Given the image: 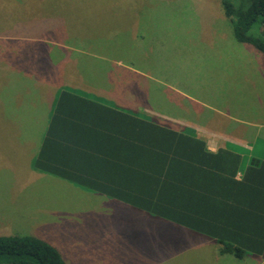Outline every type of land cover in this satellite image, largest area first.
Listing matches in <instances>:
<instances>
[{"label":"rangeland","instance_id":"obj_1","mask_svg":"<svg viewBox=\"0 0 264 264\" xmlns=\"http://www.w3.org/2000/svg\"><path fill=\"white\" fill-rule=\"evenodd\" d=\"M133 1L137 2L0 0V43L4 42L1 39L5 36L4 32L13 30V27L26 35L32 33L41 36L39 39L42 41L50 39L52 42L55 39L64 48L69 46L75 49L70 50L72 65L67 62L65 68L71 67L80 73L83 80L87 77L91 85L99 78V73L101 77L103 71L104 81L106 79L109 92L114 93L113 97H134L141 103L131 113L159 124L165 122L168 126L171 123H167L163 116L149 113L151 106L163 112L186 116L197 126L211 128L210 119L214 113L211 111L210 97L216 95L210 94L211 85L214 84L210 80L214 79L215 73L219 83H222V97H230L232 109H240L238 107L242 102L238 100L242 97H264V56L254 58L256 53L261 52L250 44L235 40L219 0H143L134 4L140 6L137 11L127 7ZM173 16L186 20L191 16L192 22L179 24L173 21ZM222 20L225 22L221 23ZM193 21L201 25L200 32L195 34L192 31L189 36L184 33L185 30L180 33L183 25H191ZM176 24L178 26L174 27ZM222 24L228 32L216 33L214 26L222 28ZM176 30L179 33H175ZM34 39L38 40L36 37ZM178 39L181 41L182 47H178L181 54L177 53ZM7 42L15 46L23 43L24 47L37 44L28 39L16 42L10 39ZM151 51L152 54L149 53ZM149 62L169 64L171 68L149 72ZM174 62L182 63V66L172 67ZM178 72L184 73L182 82L189 84L186 87L194 86L202 93L197 97H179L181 103L178 108L172 106L166 109L171 77ZM162 78L167 82L165 88L157 83ZM81 93L95 94L94 91ZM206 94L209 97H205ZM21 100L22 97H0V150L3 151L0 158V235L31 234L49 238L51 241H47L57 248L65 264H132L133 256L139 252V228L148 232V225H141L139 218L136 227L133 214L127 210L125 203L87 192L57 177H40L38 174L35 175L37 178L32 177L26 173L25 165L23 169V163L13 167L12 162L21 159L18 155L26 161L35 147L33 133L28 137L16 134L22 118L8 117L10 110H16ZM33 100L32 97H25L20 102V111H26L27 115H38L41 107H33ZM5 120L7 123H2ZM214 120L218 121L216 118ZM231 123L233 125L234 122ZM183 128H188L184 133H193L194 136L205 133L192 127ZM229 131L233 139L246 138L242 128L231 126ZM2 133H9L8 137L2 138ZM6 143L8 146L5 147ZM259 143L264 147L261 141ZM246 145L232 141L229 148L237 152V146L244 150ZM18 166L21 170L19 175L16 174L18 179L5 173L8 172L7 168ZM29 168L27 165V170ZM156 227V224L149 223V243L141 242L147 254H157L158 245H163L165 254L178 252L175 256L182 257L189 252L196 255L194 261L180 264H215L217 253L204 246L203 240L187 238L182 244L177 235L184 230L182 226H165L161 230ZM133 240L135 243L131 246ZM226 255L231 259L217 260V264L253 263L251 259ZM207 256L211 258L207 260ZM261 262L254 264H264V261Z\"/></svg>","mask_w":264,"mask_h":264},{"label":"trees","instance_id":"obj_2","mask_svg":"<svg viewBox=\"0 0 264 264\" xmlns=\"http://www.w3.org/2000/svg\"><path fill=\"white\" fill-rule=\"evenodd\" d=\"M219 2L235 40L264 53V0ZM30 165L210 238L219 254H264V160L61 89ZM0 264L65 263L38 236L6 234Z\"/></svg>","mask_w":264,"mask_h":264},{"label":"crops","instance_id":"obj_3","mask_svg":"<svg viewBox=\"0 0 264 264\" xmlns=\"http://www.w3.org/2000/svg\"><path fill=\"white\" fill-rule=\"evenodd\" d=\"M188 18L189 19L186 20L185 18L181 19V17L173 16V21L179 24L186 21L192 22V17L189 16ZM222 22L225 21L222 20L221 23ZM177 26L178 25L176 24L174 27ZM14 28L15 27H13V30H6L4 32L5 36L1 38L4 42L0 43V97H22L21 101H23L25 97H32L34 100L31 102V104H34L33 107H38V105L41 107L39 110V114L41 115H35L34 113L31 115H27L25 113L26 111H20L21 101L18 102V107L16 110H10L8 117L18 119L22 118V121H19L18 124V127L20 129H17L16 134H20L22 136L26 135V137H28V135H32L33 133V142L35 144V147H33L31 154L27 157L28 159L26 161L24 159L22 160L23 156L18 155V158H21L20 161H16L15 163L12 162V164L14 167L17 164L23 163V169L25 165L26 173L28 172V174H30L32 177H35V175L38 174L40 177L48 176L52 178V175L33 170L32 167L30 169L29 166H31L30 164L32 157L35 155L39 147L41 136L46 125L49 111L51 109V104L54 100V97L61 89L72 91L74 94L80 97L89 98L109 106L123 109L128 112H131V110L133 109H137V107L141 106V103H139L137 99L134 100V97H113L114 93L111 91L109 92V88L107 87L105 82L106 79L104 81L105 75L103 71L101 77L99 73V78L93 81L91 85L88 84L89 80L87 77L85 80H83L80 73L73 71L71 67L65 68L67 62H70L72 65L73 57L71 56L70 50L75 51V49L69 46H66V48H64L61 44L56 42L55 39L54 41L52 40V42L49 41L50 39H48L46 41H49L50 43H47L46 41H42V39H39V37L41 36H35L32 33H30L31 35L27 34V36L25 32L20 31V29ZM201 28V25H197L196 21H193V24L191 25H189L188 23L186 25H183L182 29L179 31L181 33L185 30L184 33L189 36L192 31H194L195 34L197 33V31L200 32ZM224 28V25L222 28H219L218 25H215L214 31L218 34H224V31L228 32V30H224ZM179 31L176 30L175 33H179ZM19 32L23 34H20ZM35 37L38 38V40H33V38ZM10 39H14V42H16V40L24 41L28 39L34 41L37 44L33 46L30 45L31 47H24L23 43H21V46H15V44L10 45L7 42V40L10 41ZM178 41V45L176 46L177 53L181 54L180 50L178 49V47H182L180 45L181 41L179 39ZM77 52L79 53L80 50L77 49ZM63 53L65 55L60 56V54ZM149 53L152 54V51ZM262 56H264V53H256L254 55V58H261ZM81 62L84 63V59H82ZM159 64L160 63L155 64L149 62V72L154 71V69H162V71H167L169 68H171V65L169 64ZM177 65L182 66V63L174 62L172 67ZM182 74L178 72L176 74H173V76L171 77L169 97L175 98L170 99L169 97H167V107H165L166 109H170L172 106L178 108V104L181 103L179 97H197L198 95L201 96L202 91L197 90L196 87H186L189 84H187V82H182V79H184ZM111 75H114V73ZM216 75L217 73H215L214 79L210 80L211 83H214L213 85H211L210 94L216 95V97H210L211 111H213L212 113H214L213 115H211L210 119L211 128L197 126L196 124L191 123L189 118H187L186 116L184 117L174 113L163 112V110H158L154 106H151V110L149 113L155 114L161 118L163 116V119H166L168 121L167 123L170 122L171 126L164 124L165 122H161L160 124L166 125L175 131L186 132L188 128L183 127H192L194 128V130L205 132L202 135L196 134V136H199L200 138L204 137L203 140L205 141L206 148L210 151H216L218 148L230 149L229 146L232 145V141L236 143L240 142L242 143V146L247 144L244 150L237 146V153L242 156V160L248 162L252 157L264 160V147L259 143V141H261L264 144V97H242L241 100H238L242 102L240 107H238L240 109H232L230 107V97H222V83H219ZM100 78L102 79V81H100ZM167 78H170V76H168ZM157 83L159 85H163L164 88L167 85L166 79L163 78L159 79ZM80 88H83L85 91H94L95 94L84 95L81 92L85 91L81 90ZM205 97H209V95L206 94ZM170 101L173 104H171ZM112 102L115 104H112ZM37 116L40 117L39 120L37 119ZM214 118L218 119V121H215ZM231 121L234 122L233 125ZM4 122H6V120L2 123ZM231 126L235 128H242V132H244L246 138L244 139L243 137V139H233L230 136L232 132L229 131ZM189 133H191L190 129ZM8 134L9 133H2L1 137L7 138ZM191 135L194 134L192 133ZM26 141L28 142V138L26 139ZM248 144H251L252 146H249ZM6 146H8L7 143L5 147ZM2 154L3 151L1 149L0 158H2ZM26 164L28 165V170ZM13 167L7 168L8 172L5 173L18 179L16 174L19 175V172L21 173L20 166H18V168L16 167L17 169ZM126 206L127 210H129V212L133 214L132 219L133 222H135L136 227L139 218H141V225H144L145 223L148 225V232H145L144 230L139 228V235H137V246L139 252L136 256H133V261H131L132 264H180V262L183 261H194L196 255L188 254L189 252L184 254L182 257L175 256V254H177L178 252H174L172 254L163 253V247H165L163 245H158L157 254H147L141 242L147 241L149 243V223L156 224L157 230H161L160 228L165 226L167 228H173L169 226L176 225H173L168 221L149 217V215H147L146 213L135 210L127 204ZM139 213L141 215H139ZM177 235L182 244H185L187 238H191V240H203L201 242H204L202 243L204 246L216 251L217 255L214 259L215 264H217V260L223 261L230 258L226 254H219L218 244L210 238L190 232L186 228H184L180 235L179 233H177ZM38 237L46 241L47 239L49 240V238L42 237L41 235H38ZM49 241H51V239ZM134 243L135 240L131 242V246H133ZM168 249L170 248L168 247ZM262 255H249L241 259H251L253 261L252 264H254L257 261H264V255ZM210 258V256L206 257L207 260H209ZM195 263L197 264V262Z\"/></svg>","mask_w":264,"mask_h":264},{"label":"bare ground","instance_id":"obj_4","mask_svg":"<svg viewBox=\"0 0 264 264\" xmlns=\"http://www.w3.org/2000/svg\"><path fill=\"white\" fill-rule=\"evenodd\" d=\"M164 104V103H163ZM173 157V156H172ZM175 159V158H174ZM178 160V159H177ZM180 161V160H179ZM182 164V163H181ZM181 167V166H180Z\"/></svg>","mask_w":264,"mask_h":264}]
</instances>
